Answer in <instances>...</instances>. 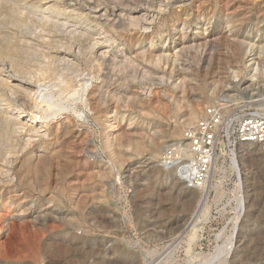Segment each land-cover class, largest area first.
<instances>
[{
  "label": "rangeland",
  "instance_id": "rangeland-1",
  "mask_svg": "<svg viewBox=\"0 0 264 264\" xmlns=\"http://www.w3.org/2000/svg\"><path fill=\"white\" fill-rule=\"evenodd\" d=\"M59 1L67 11L52 15V22L57 23L55 28L43 29L33 26L30 21L47 17L45 9L56 2H18L17 16L24 26L8 21L12 0H0V47L14 38L22 49L23 65L28 71L34 72L42 66L43 61L36 56L31 43H40L36 37L45 35L48 30L57 35H66L73 30L89 32L92 39L87 42L99 38V34L101 37L107 35L112 38V43L117 41L116 44L121 45L119 49L125 46L128 56L141 52L144 57L137 59L135 64L106 70L109 76L106 86L111 97L103 108L93 96L88 98L87 109L79 107L81 112H86L87 119L79 121L72 117L76 137L59 140L49 134L47 138H32L34 145L28 148L30 153H40L44 148L52 153L60 150L63 154L51 158V164H48L50 176H45L46 179L41 177L42 172L38 169L31 171L22 167L24 158L18 148L14 176L19 182L17 194L21 196L17 198L14 210L0 208V264H150L159 261L177 235L187 229L197 201L202 199L195 188L171 185L164 170L158 167L164 150L194 123L187 120L190 111H197V120L206 107L214 104H221L227 115L249 110L264 113V53L255 49L252 54L254 65L247 69L244 63L247 57L238 46V40L258 45L264 43V0H196L188 10L171 7L168 12L157 15L155 24L147 33L133 30L124 41L111 32V26L98 27L92 14H80L88 13L89 0ZM143 1L140 4L146 3L145 7L155 11L149 0ZM122 2L127 5L125 0H100L99 4L107 6L111 17H117L129 11ZM188 13L191 18H186ZM198 23L202 25L198 26ZM201 26L206 29L199 28ZM123 34L120 31V35ZM197 35L200 38L208 35L213 43L205 44V39L199 40ZM191 36L197 40L191 44L182 42ZM163 53L173 63L174 72L171 73L172 67L164 68L166 79L172 77V84L167 81L165 87L160 88L154 85L156 80H145L143 74L160 69L156 59ZM65 54V50L58 51V56ZM67 56V60L79 65L80 71L89 70L86 56L77 58L71 53ZM0 62L5 79L13 84L24 79V74L17 70L11 59L0 55ZM51 64L59 74L73 72L64 71V63L58 60ZM239 71L241 74L237 77L235 72ZM49 82L53 83L54 79L41 84ZM150 87L152 94L149 97L142 91ZM126 90L128 94H124ZM162 90L171 98L164 97ZM0 91L2 100L21 103L28 111L29 101L21 93L13 95L4 87ZM132 92L140 94V99H135ZM111 124L113 128H109ZM54 126L55 120L49 131H53ZM178 127L181 134L174 136L172 132ZM24 135L16 138L18 145L29 139ZM249 153L245 158V175L249 180L245 189L246 197L249 196L247 210L240 209L243 193L237 191L238 176L231 170L233 162L227 153L219 160L220 168L210 180L213 188L209 195L210 213L208 220L200 225L201 242L196 253H203L208 259L216 256L237 232V245L224 264H235L239 257L250 255V235L264 230V149L253 148ZM45 183L50 191L40 193L39 185ZM187 199L194 201L189 210L185 209ZM251 212L253 215L248 218ZM150 235L154 238L161 236L163 240L158 244L148 243L151 242ZM143 247L155 250V254L148 255ZM117 251L131 255L123 256ZM170 264L199 263L197 259L190 260L183 249H177Z\"/></svg>",
  "mask_w": 264,
  "mask_h": 264
},
{
  "label": "bare ground",
  "instance_id": "bare-ground-1",
  "mask_svg": "<svg viewBox=\"0 0 264 264\" xmlns=\"http://www.w3.org/2000/svg\"><path fill=\"white\" fill-rule=\"evenodd\" d=\"M20 1L21 0H12L11 6L9 7L10 13L8 15V21L10 23H15V24L17 23L18 25L19 24L24 25L23 22H21L22 20L20 21V19L17 16L18 11L16 8V4H18V2ZM53 1L56 3H54V5H52L49 8H46L44 11V14H46L47 17H43L37 20L36 22L33 20L30 21L31 24H33V26H39L40 28H43V29L49 28L50 26H52L51 28H55L57 26L56 22H52V15L53 14L62 15L63 12L67 11V9L60 6L59 0L58 1L52 0V2ZM89 1L90 3L88 5V13H86V11H84L83 9L84 12L79 11L80 14H83L85 16L92 14L94 16V20L98 24V27L100 26L103 28L104 26H111L112 27L111 32L116 34L117 35L116 37H118L119 40L124 41L128 33L132 32L133 30L137 32L147 33L152 28V25L155 24L158 14H163V13L168 12L171 9V7H176L177 9H179V11L188 10L189 5L194 3L196 0H158V1L149 0L151 7L156 12L155 11L153 12L151 11L152 9L145 7L146 3L145 5L140 4L143 0H125L127 2V5H125L126 4L125 2H122V3H124L125 8L129 11L127 14L119 15L117 17H111L107 6L104 7L102 4H99L100 0H89ZM117 1H123V0H117ZM46 2H49V1H46ZM109 3L111 2L109 1ZM185 16H187L186 18H191V15L189 13L188 15H185ZM200 24L201 23H198V26ZM199 28L206 29L204 28V26H201ZM208 29L209 28H207V30ZM120 31L124 32V34L120 35ZM51 33L52 32L48 30L45 35L42 34L36 37V39L40 40V43L38 44L31 43L32 48L34 49V52L36 53V56L40 60L43 61L41 68L35 70L34 72L28 71L27 69H25L26 67H24L23 58L21 57L22 49L18 47V43L14 40V38L8 39L9 42L5 46L0 47V55H3L11 59L13 64L16 65L17 70L21 71L22 74H24L25 76L24 79L17 80L20 83L13 84L11 81L4 78V70L0 68V89L2 87L7 88L8 91H10L13 95H15L16 93H21L22 96L26 98L27 101H29L27 103L30 104L28 107V111H27V107L24 105H20L21 103L20 104L15 103L13 102V100H2L1 98L3 94L0 91V208L2 207L3 209H7L8 211L14 210L17 204V198L21 196L17 194L16 189H18L19 182H18V178L15 177L16 175L14 176V167H15V164H17L15 162L16 161L15 158L17 157V154H18V148H21V156L22 158H24L22 161V167H27L31 171L34 169H38L40 172H42L41 174L43 176L40 174L41 177H43V179H46L44 177L45 176L48 177V175L50 174L48 173V164L49 163L51 164L50 162L52 161L51 158L52 157L54 158V156L62 157L63 154L60 150L59 151L57 150L52 153L48 149H44V148L40 153H36V151H34L33 153L32 152L30 153L28 151V148L34 145V141H32V138L36 136H40L41 138L42 137L47 138L49 134H53L59 140L61 138H66L69 136L76 137L77 132L76 133L74 132L73 128L75 127V124L72 120V117L77 118L79 121L82 119L83 120L87 119L86 112H81L79 110V107L84 106L87 109L88 108V104H87L88 98L90 96H93L94 99L99 104V107L103 108L106 105V101L108 97L111 95V91H109V89L106 86V83H107L106 79L107 77H109L108 72H106V70H108L110 67H113V66L116 67L118 65L127 66V65L135 64V62H138L137 59L144 57L141 52H137V54H134V56L132 55L128 56V54L125 52V46L124 48L119 49V46L121 47V45L116 44L117 43V41H115L116 39L113 40L115 42L112 43L111 41L112 38L107 35L101 37L102 34H99L100 35L99 38L97 37L93 41L87 42L89 39H92V37H90L91 33L89 32L87 33V32H80L77 30H73V31H69L66 35H57V34H51ZM197 36H198L197 39H199L200 38L199 35ZM207 36L201 37L199 40L205 39V44H212L213 40H211V38ZM197 39L193 38L192 36L185 37L182 40V42L190 43V42L196 41ZM13 40L17 44L14 43ZM238 46L240 48V51L247 57L246 62H244L247 69L250 67V65L252 64L254 65L253 63L254 58H252L254 55L252 54L255 51V49L256 50L259 49L260 53L261 52L264 53V43H262L261 45H258L257 43L252 42V41L248 42L245 40L244 41L238 40ZM60 50H65L66 54L63 57L58 56V51ZM70 53L74 54L75 57L77 58L79 56H86L87 61L89 63L87 65L89 67V70L87 72L80 71L79 65L77 63L70 62V60H67L68 58L67 54L69 55ZM57 60L61 63H64V66H65L63 67L64 71L71 70L73 72L70 73V75L69 74L68 75L59 74L58 70L55 67H53L51 64V63L53 64L56 63ZM150 61L152 62V60ZM156 63L157 65H159L160 69H158V71H155V70L145 71L143 74V77L145 78V80L146 79H151V80L153 79L154 81L156 80L157 84L155 83L154 85H157L160 88H164L165 84H167V81H169L170 84H172L171 83L172 77L168 78L170 80L166 79L167 73L165 72V69H164L165 67L169 66L170 68L172 67L171 73L174 72L173 63L170 61L168 56L165 53H163L161 56H159V58L156 59ZM235 73L237 77L241 74L240 71L235 72ZM143 77H142V80H143ZM51 78L54 79L53 83L49 82L50 84H45V85L41 84V82L47 79H51ZM115 90H118V89H115ZM120 92L122 91L120 90L119 93ZM162 92L164 94V97L168 99L171 98V96L167 94L165 90L164 91L162 90ZM142 93L144 95H149L150 97V95L152 94L151 87L143 89ZM124 94H128V91L127 90L124 91ZM133 96L135 97V99H140L141 97L140 94L136 92L133 93ZM1 102L4 104L1 105ZM89 110L90 112H92L91 109ZM197 118H198L197 111L192 110L190 111L189 117L187 120L190 122H196L195 120H197ZM54 120L56 121V126H54L55 129L53 131H49V129L54 124ZM97 121L99 123L101 122L103 123V121H101L98 118H97ZM113 127H114L113 124L109 126V128H113ZM24 133L26 136L28 135L29 139L26 141H23V140L20 141L21 144L19 143L20 145H18L19 140H16V138L18 137V135H23ZM172 133L174 136H180L181 129L178 127L177 129L173 130ZM46 141L47 140H45V142ZM253 148L257 149L258 151H263L262 146L256 143L248 142V143L240 144L236 148L235 152L233 153L231 152L232 154L230 155V153L226 152L223 146H221L219 149L217 158H216L213 172L211 174V176L213 174H216V172L220 168L219 160L221 159V157H224V155H226L225 153H227L226 156H228L230 159L232 158V161L236 159L237 164H233L231 166V170L235 171L238 176L237 191L241 193V195L243 193V201H242L243 203L240 209L243 208L244 210H247V208L249 207V206L247 207V199L249 200V196L246 197V190H245L247 188L246 184L249 181L247 175H245L247 171L245 158L250 154L249 152ZM159 163H161V165L158 167L164 170L167 176V181L168 182L170 181L169 183H171V185L178 184L188 189L190 188L188 183L185 181V179L178 176L177 171L173 166H167V164L163 163L162 160H160ZM55 164L52 163V165H55ZM41 168L43 169V171H41ZM54 169L56 170V167ZM51 170L53 171V168H51ZM32 173H35V172H32ZM53 174H55L54 171H53ZM36 175H37V172H36ZM56 176L57 175L55 174V177ZM53 179L54 178H52V180ZM42 182L44 181L42 180ZM45 182L47 183V181ZM46 183L43 185L42 184L39 185L40 193H45L46 190L48 189ZM216 187H218V185ZM195 189L199 191L202 199H199L197 201V205L194 210L193 219L191 223H189L186 230H184L182 233L177 235V239L173 242V244H171L168 247V250L165 253H163L162 257L159 258V261H154L153 263L151 262L152 264H162V263L170 264L174 258V251L177 249H183V251L186 253V255L189 257L190 260L197 259L199 264H224V262L227 260L229 255L232 253L233 247L237 245V239L239 238V235L236 232V234H233L231 236V238L226 243V245L223 248H220V251L216 256L208 259V257L204 256L203 253H196V248L201 242L200 232L202 228L200 227V225L204 221H207L209 217V213H210L209 212V207H210L209 206V203H210L209 195H210L211 189L213 188L211 187V184L209 183L205 194L203 190L199 188H195ZM214 189L216 190L215 187ZM193 205H194L193 199H187L185 201L186 210L191 209ZM252 215L253 213L251 212L248 215V218H250ZM235 231H237L236 227H235ZM250 238L252 239L251 240V254L239 257L238 260L235 262V264H264V230H260L259 232H256L250 235ZM148 239H150L151 241L148 243H155V244H158L160 241L163 240L161 236H157V235L155 238L150 235ZM143 248L147 250L148 255L152 256L153 254H155V250H150L149 248L147 249L146 247H143ZM117 252L123 256L129 257L131 255V253L127 254L126 252H120V251H117ZM142 255L145 256L144 253ZM208 260H209V263H207Z\"/></svg>",
  "mask_w": 264,
  "mask_h": 264
},
{
  "label": "built area",
  "instance_id": "built-area-1",
  "mask_svg": "<svg viewBox=\"0 0 264 264\" xmlns=\"http://www.w3.org/2000/svg\"><path fill=\"white\" fill-rule=\"evenodd\" d=\"M248 142L264 149V113L249 110L227 115L221 104H214L164 150L161 160L173 166L190 188H199L205 194L220 147L231 155ZM232 162L237 164L236 159Z\"/></svg>",
  "mask_w": 264,
  "mask_h": 264
}]
</instances>
